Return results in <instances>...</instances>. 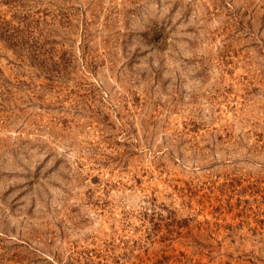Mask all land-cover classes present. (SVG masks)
Returning <instances> with one entry per match:
<instances>
[{
  "label": "rangeland",
  "instance_id": "rangeland-1",
  "mask_svg": "<svg viewBox=\"0 0 264 264\" xmlns=\"http://www.w3.org/2000/svg\"><path fill=\"white\" fill-rule=\"evenodd\" d=\"M0 264H264V0H0Z\"/></svg>",
  "mask_w": 264,
  "mask_h": 264
}]
</instances>
